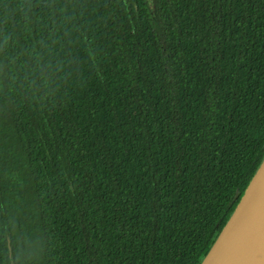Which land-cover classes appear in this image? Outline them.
Masks as SVG:
<instances>
[{
	"label": "trees",
	"instance_id": "16d2710c",
	"mask_svg": "<svg viewBox=\"0 0 264 264\" xmlns=\"http://www.w3.org/2000/svg\"><path fill=\"white\" fill-rule=\"evenodd\" d=\"M264 161V0H0V264H202Z\"/></svg>",
	"mask_w": 264,
	"mask_h": 264
},
{
	"label": "water",
	"instance_id": "95a60500",
	"mask_svg": "<svg viewBox=\"0 0 264 264\" xmlns=\"http://www.w3.org/2000/svg\"><path fill=\"white\" fill-rule=\"evenodd\" d=\"M202 264H264V161Z\"/></svg>",
	"mask_w": 264,
	"mask_h": 264
}]
</instances>
